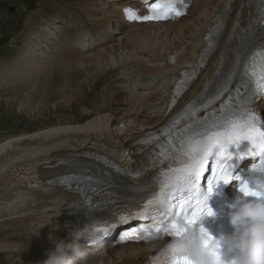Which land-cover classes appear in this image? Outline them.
Wrapping results in <instances>:
<instances>
[{"label": "bare ground", "instance_id": "1", "mask_svg": "<svg viewBox=\"0 0 264 264\" xmlns=\"http://www.w3.org/2000/svg\"><path fill=\"white\" fill-rule=\"evenodd\" d=\"M106 1L109 3L71 0L51 18L34 11L27 17L21 34L24 43L15 69L19 77L12 81L0 75V92L3 93L25 83L17 87L26 88V94H36L41 92V85L53 79L57 81L54 91H69L74 97L63 98L67 101L68 119H60L47 127L43 124L36 130L23 128L0 138V254L7 253V257L15 256L11 249L13 242L21 240L15 245L18 253L31 249L33 254L29 259L39 257L44 264V253L47 255L56 249L74 228L81 227L84 214L71 220L67 216L74 212L77 204L83 206V196L46 183L59 171L60 163L88 161L83 154L104 156L127 169L137 168L144 162L146 149L138 151L133 143L163 116L161 105L172 73L194 63L201 50V36L217 22L220 9L228 0H193L189 17L171 25L139 27L118 23L122 20L119 6L133 7L134 1ZM251 1H234L233 14L219 43L229 36L236 14H240L243 25L246 24L247 3L250 5ZM118 2L122 3L118 5ZM49 4L57 3L52 0ZM44 26H56L58 30L57 41L49 51L44 49V44H49L52 35L49 31L44 33ZM85 36L87 40L90 37L91 41L100 42L95 46L99 47L85 50L79 44ZM220 47L212 54L214 58L207 65L200 84L212 80L219 71ZM54 62L57 68L46 75ZM3 68L5 73L8 68ZM81 77L85 82L79 81ZM85 84L92 85L90 92L100 86V93L98 96L95 93L93 99L96 104H92L91 109L83 107L87 105V94L81 96ZM195 90L188 96L194 95ZM118 96L126 101L122 108L118 107ZM111 104L115 107L108 112ZM78 106L81 109L74 113ZM28 118L35 120L32 116ZM46 209L55 210L56 214L49 216ZM153 251L152 247L126 244L111 251L103 250L106 258L102 260L98 257L101 252L96 251L88 255L83 264H141Z\"/></svg>", "mask_w": 264, "mask_h": 264}, {"label": "snow or ice", "instance_id": "2", "mask_svg": "<svg viewBox=\"0 0 264 264\" xmlns=\"http://www.w3.org/2000/svg\"><path fill=\"white\" fill-rule=\"evenodd\" d=\"M182 3L183 0H180ZM261 5L260 23H253L249 20V26L245 29L246 38L252 35L257 29L264 34V0H259ZM159 8V5H155ZM226 8L222 10L217 18V26L224 19ZM125 16L132 20H160L167 19L169 14L175 16L182 15V12L169 5L163 15L150 14L147 16H138L133 9L126 8ZM234 34L240 29V16H237L233 25ZM239 51L237 52V61L233 70L227 74L226 79L218 87L215 93L210 97H201L198 102L190 104L185 110V114L195 117L201 110L197 104L204 109L210 108L223 92L229 90L235 69L240 67ZM259 57L257 65L256 58ZM254 70L249 75L248 67L245 66L243 75L249 77V83L253 78L256 80V89L249 90L247 98H239L240 92L237 88V97L235 104L225 105L220 109V114H213L208 119L195 121L185 129L184 134L178 136L179 146L173 151L165 153V158L171 163L168 171H162L160 180V192L144 205L145 211L121 216L120 222L127 223L129 219H148L147 210L149 206L155 205V214L151 216L152 223L140 229V232L134 236L122 237V239L144 240L149 237L156 239L157 234L163 236L178 238L186 231L189 226L197 222L207 213L210 214L206 206L207 197L201 188V179L207 170L210 176L206 177L208 191L211 192L214 186L224 183L227 184L232 179V165L230 161L234 158L241 160L246 156L259 157V164H264V124L261 118L255 114L252 104V95L259 92L264 94V48L257 51L252 58ZM258 68V71L255 70ZM247 87V85H245ZM242 141L250 142L251 148L245 153H231L229 149L238 146ZM212 159V165L208 168L209 159ZM79 184L80 178H73ZM69 180L61 179L60 183H69ZM247 196H255L247 185H242L240 189ZM163 210L161 212L160 210ZM179 209V211H175ZM111 227H115L112 225ZM105 235H108V228L102 229ZM201 232H204L201 227ZM211 239V237H209ZM168 264H193L189 257L175 258Z\"/></svg>", "mask_w": 264, "mask_h": 264}, {"label": "rangeland", "instance_id": "3", "mask_svg": "<svg viewBox=\"0 0 264 264\" xmlns=\"http://www.w3.org/2000/svg\"><path fill=\"white\" fill-rule=\"evenodd\" d=\"M51 1L52 0H0V75H2L1 76L2 79L7 78L12 81H16V79L19 77V75L17 77L18 70L15 69L18 68V66L16 65V62H18L17 57L19 56V52L24 43V41L21 40V34L25 27L24 23L27 17H30L34 11H40L44 18H51L53 14H56V12L59 10L60 7L64 6V3H68L71 0H53L57 3L55 6L49 4V2ZM105 2L109 3L106 0ZM120 3L122 2H118V5ZM41 5L42 7L40 8ZM192 10L193 7L189 10L186 17L190 16ZM122 22L123 21L120 20L118 23L122 24ZM63 23H60L59 25H62ZM44 27H46L44 33L49 31L52 35L50 37L49 44H44V49L46 51H49L50 47H52L54 43L57 41L56 36L58 30L56 26H52V27L44 26ZM42 37L44 38L43 34ZM98 47L99 46L95 48ZM28 51L30 53L33 52L31 49ZM2 67H4L3 69L8 68V70H6L5 73H3ZM49 68L50 69L46 73V75H48L51 72V70H53L54 68H57V64L54 62L53 64L49 65ZM9 70L11 71L9 72ZM13 72L14 75L16 76L13 75ZM9 73L10 75L8 76ZM52 74L54 75V73ZM44 77H40L39 79H43ZM79 81L85 82L83 77L79 78ZM15 84L17 85V83ZM56 84L57 81L54 82L52 79L50 83H47L46 85H41L43 86V88L41 86L39 88L41 92L39 91L36 94H30V93L26 94L27 92L26 88L17 87V86L25 85V83L12 87L10 88V90L8 89L9 91L8 90L4 91L5 93L0 92V138H4L16 134L23 128L29 127L32 130H36L39 126L43 124L45 127H47L48 125L55 124V122L60 119H61L60 121L68 119V117H70V114H67V111H65L67 108L66 107L67 101L65 102V99L63 98H69L67 96H70V99H72L74 97L73 95H71L72 93H70L67 90H66L67 92H63V93L60 92L62 95H60V93H58L56 90L54 91ZM13 88L15 89L17 88V89L15 90ZM82 88H83L82 89L83 92L81 93V96L87 94L85 97L87 105L83 107L87 109H91L90 106H92V104L93 105L96 104L95 100L93 99L95 97L94 96L95 93L97 94V96L100 93V86L96 87V89H93V92H90L92 85L89 86L85 84L83 85ZM51 92L52 95L50 94ZM5 98H7L8 100L7 101L4 100ZM99 102L101 103V100H99ZM125 103L126 101L123 100L120 96H118V107L122 108L123 104ZM114 107L115 106L111 104V107L107 108V111L108 112L112 111ZM80 109L81 108L78 106V108L74 110V113H78ZM30 116L35 117L34 118L35 120L34 121L29 120L28 117ZM46 214L50 216L51 214H56V211L50 209L49 211L48 210L46 211ZM54 226L56 225H52V227ZM20 241L21 240L13 242L14 246L11 249L15 251L13 252L14 255L18 254L14 247ZM30 253L33 254L32 252ZM6 254H0V264H3L4 262L6 263L7 261ZM104 258H106V256Z\"/></svg>", "mask_w": 264, "mask_h": 264}, {"label": "clouds", "instance_id": "4", "mask_svg": "<svg viewBox=\"0 0 264 264\" xmlns=\"http://www.w3.org/2000/svg\"><path fill=\"white\" fill-rule=\"evenodd\" d=\"M251 170L258 177L244 185L256 195L247 196L240 190L243 195L227 206L230 209L228 219L232 231L215 238L204 228V232H201V227H195L196 224L189 226L182 236L164 245L163 253L169 262L175 258L189 257L193 264H264V164L254 165ZM206 197L208 199V194ZM248 197L255 200H249ZM206 206L210 214L206 213L202 218L214 217L215 212L208 207L207 200ZM69 235L73 243L59 242L56 251L49 254L44 264H83L87 256L94 253L88 254L85 261L79 263V253L69 258L66 249L75 251L73 245L80 238L86 239L90 246L100 244L105 239L104 232L96 223L77 226ZM226 257L229 258L227 261Z\"/></svg>", "mask_w": 264, "mask_h": 264}]
</instances>
